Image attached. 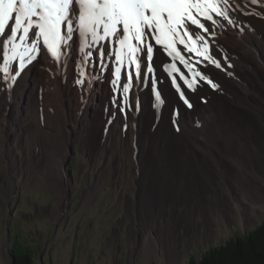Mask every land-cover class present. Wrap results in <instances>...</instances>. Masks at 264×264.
Here are the masks:
<instances>
[{
    "label": "bare ground",
    "instance_id": "bare-ground-1",
    "mask_svg": "<svg viewBox=\"0 0 264 264\" xmlns=\"http://www.w3.org/2000/svg\"><path fill=\"white\" fill-rule=\"evenodd\" d=\"M228 1L236 7L243 3L247 11L241 7L236 14L222 0L216 1L221 9L232 15L233 23L220 30L210 21H202L209 31L202 33L206 43L198 41L196 46L201 52L207 48L209 58L183 53L186 59L190 57L191 64V68H185L179 60L173 61L162 55V49L156 51V57L153 52V71L145 70L146 81H151L150 87L147 83L148 90L137 94L139 100L135 103L136 123L131 131V141L139 151V172L135 179L139 207L134 211L133 196L130 197L129 213H136L131 235L140 243L144 264H154V261L185 264L188 255L200 253L199 241L201 247H206L236 231L237 222L245 228L264 216V117L251 104L255 101L247 88L239 84L246 68L255 71L264 81V65L260 60V56H264V2ZM212 15L215 20L218 18L214 13ZM216 23L218 25L219 21ZM196 31L200 32L199 29ZM31 43L30 34V39L23 44L30 46ZM100 46L106 52L112 47L108 42H101L96 47ZM2 47L0 45V49ZM177 47L182 50V46ZM20 50L23 51V47ZM72 50L76 55L73 64L75 84L73 81L62 84L53 67L60 70L69 62L71 58L67 53ZM90 51L92 55L85 61L84 53L79 51V42L74 38L62 45L61 58L56 60L41 42L40 51L32 53L33 59L29 62L25 58L24 67L35 66L31 72L28 70L27 77L23 78L24 70L20 69L17 59L9 65L8 79H5L3 51L0 50V157L1 150L8 144V130L17 128L21 114L26 112L27 119L22 128L33 133L30 140L36 136L35 142L42 141L43 145L38 157L32 155L30 148L26 153L28 160H42L44 169L48 170L58 159L62 163L56 171L59 178H63L62 165L69 159L74 139L81 137L86 155L94 161L95 152L100 149L107 113L111 111L113 82L120 86L122 81L115 75L117 65L113 56L101 58L95 47ZM141 57L146 60L143 52ZM95 60L102 65L100 72L105 80L104 83L96 82L97 97L87 95L92 87L88 79ZM104 63H109V73ZM172 63L179 69L173 73L176 84H185L179 78L180 73L194 75L193 87L187 89L193 109L176 104L177 96L182 100L185 98L181 97L172 82L173 77L168 74ZM126 65L125 61V68ZM13 69L15 72L11 73ZM81 79L83 84L77 82ZM91 98L96 100L95 107L87 104ZM164 98L168 99V106L161 102ZM257 105L264 110L261 102ZM15 108L16 117L13 115ZM51 109L57 111V118H52ZM32 112L37 114L36 118L29 114ZM40 117H45L44 124ZM200 119L205 122L204 128L194 124ZM64 145L65 152L59 154ZM15 156L21 161L23 155ZM17 162L12 161L10 169ZM62 190L71 194L68 187H62ZM139 213L147 218L145 230L136 227L142 220ZM145 231L150 234L146 235ZM5 251H8L7 246ZM129 262L134 264L131 255Z\"/></svg>",
    "mask_w": 264,
    "mask_h": 264
},
{
    "label": "rangeland",
    "instance_id": "rangeland-1",
    "mask_svg": "<svg viewBox=\"0 0 264 264\" xmlns=\"http://www.w3.org/2000/svg\"><path fill=\"white\" fill-rule=\"evenodd\" d=\"M216 1L213 0L215 3ZM222 1L223 4L230 6V9L234 10L236 14L241 7L247 11L243 3L236 7L231 5L228 0ZM257 1L264 2V0ZM254 3L252 0V4ZM226 15L227 18L217 16L215 21H219V24L212 23V26H218L220 30L230 26L233 23V17L228 12ZM259 41L263 45L261 38ZM156 48L158 47L154 48L155 57ZM67 55L71 60L65 63L60 70L53 67V71L59 78L61 77L62 84L67 81H73L75 84L76 74L73 64H75L76 55L74 50L68 52ZM136 55L140 61L139 78L136 76L134 65H132L133 76L132 80L128 81L126 60V68L123 66L120 74L122 84L112 86L114 91L110 98L111 111L107 113V123L104 125L100 149L95 152L94 161L91 162L86 155L87 149L83 144V138L78 137L74 139L68 161L62 165L63 178H59L56 170L59 169V164L62 162L58 159L48 170L44 169L42 160L27 159L28 154L26 155V153L30 148L33 150L31 151L32 155L38 157L43 145L42 141L41 143L35 142L36 136L30 140L29 137L33 133L22 128L24 120L27 119L26 112L21 114L18 120L19 124H16L17 128L12 127L8 130V144L5 149L1 150L0 157V264H11L9 251L17 237L27 247L34 250L37 264H130L129 255L132 256V263L144 264L140 243L135 236L131 235L136 213H129L130 197L133 196L134 211L139 207L138 186L135 185V179L138 177L137 172H139L137 168L139 151L131 141V131L134 130L136 123L134 122L136 121L134 120V109L135 103L139 100L137 94L147 91V83L150 87L151 81L150 79L146 81L145 58L141 57V52ZM260 60L264 65V56L263 58L260 56ZM95 61L93 69L90 70L91 77L88 79L92 87L87 95L92 94L97 97L99 91L96 82L104 83L105 80L104 74L100 72L102 65L97 60ZM30 66L26 65L22 68L24 70L23 78L35 68L34 65ZM103 66L109 73V63H104ZM153 66L154 64L152 68ZM246 69L247 71L243 73L239 84L244 89L247 88L252 96L251 99L255 101L254 104L252 102L251 104L260 110L264 117V110L261 111L257 105L261 102V105L264 106V81L255 71ZM84 70L87 76L85 64ZM14 72L15 69L11 73ZM184 77L190 82L194 81L192 73L191 75L188 73ZM129 83L130 90L125 93L123 86ZM178 84L185 99H179L177 96L176 104L193 109L194 104L189 100L187 94L188 86L182 83ZM25 98L22 99L25 100ZM95 101L91 98L87 100V104L95 107ZM161 102L164 106H168L167 98ZM49 112L54 115L53 119L57 118V111L51 109ZM172 113L171 117L174 116L175 111ZM29 114L36 118L37 114L33 112ZM13 115L17 116L16 108ZM40 120L43 121V124L46 121L45 117H40ZM194 124L204 128L205 122L200 119L196 120ZM65 149L66 145L59 150V154H63ZM15 154L23 155L21 161L20 158L16 159ZM14 160H17L18 164L10 169L9 164H12ZM12 181H15L14 185ZM62 187H68L71 194L62 190ZM140 216H142V220H139L136 227L145 230L144 225H146L147 218L142 213H139ZM263 222L264 216L252 226L246 225L245 228L237 222L236 231L229 236H223L220 240L216 239L214 243L206 247H201L202 243L199 241L200 253L188 255L185 264H188L191 257L196 256L201 260L202 256L212 247L220 246L237 236H244L258 228ZM145 234L149 235L150 232L145 231ZM154 235L158 239V236ZM6 246L7 252L5 251ZM180 251L181 248L178 250L179 254ZM187 254H189L188 251ZM154 264L158 263L154 261Z\"/></svg>",
    "mask_w": 264,
    "mask_h": 264
},
{
    "label": "snow or ice",
    "instance_id": "snow-or-ice-1",
    "mask_svg": "<svg viewBox=\"0 0 264 264\" xmlns=\"http://www.w3.org/2000/svg\"><path fill=\"white\" fill-rule=\"evenodd\" d=\"M213 13L227 18L226 11L213 0H0L2 71L5 79H8L9 65L17 59L22 69L25 58L30 62L33 59L32 53L40 51L41 42L47 53L59 60L62 45L74 38L79 42V51L84 53L85 61L91 57L90 49L94 47L101 58L113 56L117 65V79L126 60L128 81L132 80V65H135V73L139 78L138 52H143L146 70L152 73L151 64L156 46H159L156 51L162 49V55L173 61L179 60L185 68H191L190 57L186 59L183 53L209 58L206 55L207 48L201 52L196 45L198 41L206 43L202 33H207L209 29L202 21L216 23ZM30 34L32 43L26 46L23 42L30 39ZM16 40L21 43H15ZM101 42H108L112 47L107 52L103 46L96 47ZM177 45L182 46L183 51ZM174 72H179V69L172 63L168 74L173 77L172 82L183 97L180 85L176 84V77L173 76ZM179 78L189 88L193 87L183 73H180ZM77 82L84 83L83 79ZM129 90L130 83L123 86L125 93Z\"/></svg>",
    "mask_w": 264,
    "mask_h": 264
},
{
    "label": "trees",
    "instance_id": "trees-1",
    "mask_svg": "<svg viewBox=\"0 0 264 264\" xmlns=\"http://www.w3.org/2000/svg\"><path fill=\"white\" fill-rule=\"evenodd\" d=\"M9 253L14 258L12 264H37L34 250L18 237ZM188 264H264V222L244 236L212 247L201 260L191 257Z\"/></svg>",
    "mask_w": 264,
    "mask_h": 264
},
{
    "label": "water",
    "instance_id": "water-1",
    "mask_svg": "<svg viewBox=\"0 0 264 264\" xmlns=\"http://www.w3.org/2000/svg\"><path fill=\"white\" fill-rule=\"evenodd\" d=\"M10 258L12 259V261L14 262V258L12 257V255H10ZM195 258L197 259V257L195 256ZM12 264V263H11Z\"/></svg>",
    "mask_w": 264,
    "mask_h": 264
}]
</instances>
